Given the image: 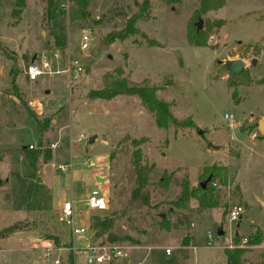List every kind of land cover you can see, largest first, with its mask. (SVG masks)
Segmentation results:
<instances>
[{
  "label": "rangeland",
  "instance_id": "obj_1",
  "mask_svg": "<svg viewBox=\"0 0 264 264\" xmlns=\"http://www.w3.org/2000/svg\"><path fill=\"white\" fill-rule=\"evenodd\" d=\"M25 1L17 26L6 16L9 9L0 13V232L15 223L23 226L0 239V264H70V259L88 264L82 250L72 247L85 248L89 233L72 238L60 216L64 199L74 201L77 225L85 220L90 226L94 213L115 214L110 232L130 239L114 243L125 248L127 257H114L109 264H230L226 250H233L231 242L237 245V233L240 242L256 234L262 241L264 133L258 126L264 117V85L255 82L264 78V0H226L224 10L203 15L202 30L207 21L224 22L214 28L205 47L191 45L187 37L200 8L197 0H92V20L75 23L69 21L66 2V13H57L66 28L64 50L55 47V22L45 18V0ZM135 16H141L136 27L146 38L139 34L102 45L108 34L122 31ZM84 36L89 47L81 50ZM57 52L84 66L78 78L69 81L61 72L65 63L55 60L54 75L28 80L34 57L51 59ZM257 55L253 65L250 58ZM234 56L248 59L247 77L253 83L238 85L240 77L229 82L225 59ZM118 68L131 85L155 88L173 116L191 125L159 129L136 96L90 99L89 93L102 90L104 77ZM16 74L22 100L12 90ZM38 124L46 126L43 133ZM80 134L87 139L79 142ZM141 140L142 163L154 167L145 189L147 206L130 203L135 188L132 155L137 150L133 142ZM31 146L50 148L53 157L48 164L40 159L42 175L34 180L22 155ZM212 166L221 169L225 181L217 178L214 184L219 206L200 209L195 199L185 210L172 206L183 183L198 186ZM96 184L107 192L105 212L86 206ZM238 206L244 211L232 221L230 211ZM50 235L62 243L54 244ZM91 235L95 244L105 240H95L92 230ZM185 239L189 245L183 247ZM250 251L255 257L247 252L248 262L258 263L257 256H264V246Z\"/></svg>",
  "mask_w": 264,
  "mask_h": 264
},
{
  "label": "trees",
  "instance_id": "obj_2",
  "mask_svg": "<svg viewBox=\"0 0 264 264\" xmlns=\"http://www.w3.org/2000/svg\"><path fill=\"white\" fill-rule=\"evenodd\" d=\"M92 0H45V18L51 22H55V30L53 31L54 44L55 47L59 50H64L66 48L67 36L66 28L64 27L63 22L57 20V13L64 15L65 9H62L63 5L66 2L69 3L68 17L71 23L78 21L88 22L91 21V14L89 12V6ZM200 3V8L193 15V23L188 27V42L195 47H205L209 37L212 35L214 28H221L224 25L222 20L220 21H207V28L204 30L198 31L197 21L201 20L203 15H206L210 12H217L223 9L226 5V0H197ZM25 0H0V13L1 10L9 9V16L14 19V26L19 25L21 22V17L23 14V9L25 8ZM145 5H148V2H145ZM141 17V16H140ZM140 17L131 18L125 28L120 32H112L108 34L103 40L102 45L113 44L115 41H125L129 37L134 35H143V33L136 27V22ZM63 20V19H62ZM96 23V22H95ZM145 37V35H143ZM146 38V37H145ZM152 43V42H151ZM116 74H109L104 77L105 86L102 90H94L89 93L90 99L96 100H105L110 101L118 96H136L138 97L142 104L151 112L155 117L156 125L159 129H168L171 124L176 126H185L191 125V122H180L177 120L170 109V104L157 98V90L152 87H147L145 85H131L128 80L124 77V72L121 68L115 70ZM248 72L246 69L241 73L238 85L242 84H251L253 83L249 77H247ZM12 80V90L15 97L22 100V92L19 90L16 85V77ZM258 85H264V78L256 81ZM236 96V93H234ZM49 124V120H47ZM39 131L43 133L46 129V126H41L38 124ZM143 140L134 141L133 144L136 147V151L132 155V165L135 173V188L133 189L130 197L131 205H144L147 206L150 204V196L145 190L148 183L150 175L154 169L153 166L144 165L142 163V151L139 147L142 145ZM22 155L29 161V165L32 169L31 179H38L42 175V168L39 166L40 159L44 164H48L52 160V154L49 149H34L25 147L22 151ZM212 178L211 181L207 184V187L204 189L201 184L196 187H192L189 182L183 183V188L180 197L177 201L173 202L174 207L177 209L185 210L188 208L192 199L198 201V207L200 209H213L219 206L218 204V193L214 186L215 180L221 178V169L216 166L208 168L202 178L206 179L209 176ZM30 179V180H31ZM30 180L27 182V188L29 189V195L32 191V186L30 185ZM169 180V178H168ZM165 181V180H164ZM225 183L224 180H222ZM165 182H161L164 184ZM115 214L109 215H99V213L91 214L90 217V229L94 232L95 240L99 237H105L103 242H100V245L104 243L114 244L118 242H124L129 237H118L113 234L111 229L114 226L116 220ZM168 228V226H162ZM23 226L20 223H15L9 228L0 232V239H6L16 233L19 230H22ZM48 239H51L54 244L60 245L62 240L57 236H48ZM235 243L240 244L239 236H235ZM189 241L187 239L183 242V247L188 246ZM261 243V238L258 234L254 235L252 240H249V246L258 245ZM68 246V244H65ZM247 248H236L233 250H226V255L229 259L230 264H264V261L258 263L248 262L245 259V254L247 253ZM70 264H73V260L70 259Z\"/></svg>",
  "mask_w": 264,
  "mask_h": 264
},
{
  "label": "built area",
  "instance_id": "obj_3",
  "mask_svg": "<svg viewBox=\"0 0 264 264\" xmlns=\"http://www.w3.org/2000/svg\"><path fill=\"white\" fill-rule=\"evenodd\" d=\"M89 47V38L87 36L83 37L81 50H86ZM55 60H60L63 63H65V68L61 71L63 74H65L69 81H72L73 79H76L79 77V75L84 71V66L78 61L74 59H64L63 54L61 52L54 53L51 55V59H48V57H37L35 61L30 63L27 69V76L28 80L30 81H36L39 77L43 75H54V72L52 70V65ZM33 107L37 111H41L42 107L38 103H33ZM226 119L233 120L232 115H226ZM230 127L232 128V123H230ZM87 139V136L84 134H80L79 142H82L83 140ZM31 148H33L31 146ZM51 148L56 149L57 145L52 144ZM86 206L91 212H105L109 209V200L107 196V192H104L102 185L96 184V189H94L91 193L87 195L86 198ZM244 209L240 206L235 207L230 211V220L236 221L238 220ZM60 216L61 219L66 226V228L69 230L72 238L88 234L89 237L86 240L85 248L78 249L74 243V246L72 249L74 251H80L85 255V259L88 264H109L113 258H124L127 257V253L125 252V248L118 245V244H104V245H98L93 242V236L91 235V229L90 226L87 225L85 220H82L80 225L76 224L75 218V208H74V201L72 199L70 200H64L60 207ZM209 238H211V234H209ZM249 239L246 237H243L240 244L234 245L231 242L230 249H236V248H248L249 245ZM166 255H171V249H167L165 251ZM56 264H59V261L56 262Z\"/></svg>",
  "mask_w": 264,
  "mask_h": 264
},
{
  "label": "water",
  "instance_id": "obj_4",
  "mask_svg": "<svg viewBox=\"0 0 264 264\" xmlns=\"http://www.w3.org/2000/svg\"><path fill=\"white\" fill-rule=\"evenodd\" d=\"M198 31L202 30L203 28V23L202 20H200L197 23ZM36 57L33 58L32 63L35 61ZM257 60H254V64H256ZM227 68V77L229 82L234 83L238 80L240 77L241 73L245 70L246 68V62L243 59H236L229 61L226 64ZM259 130L261 133H264V117L259 123ZM211 181V177L207 178L205 181L201 183V186L205 189L207 187V184ZM219 235H223V231H219ZM34 264H38L37 261L34 262Z\"/></svg>",
  "mask_w": 264,
  "mask_h": 264
},
{
  "label": "crops",
  "instance_id": "obj_5",
  "mask_svg": "<svg viewBox=\"0 0 264 264\" xmlns=\"http://www.w3.org/2000/svg\"><path fill=\"white\" fill-rule=\"evenodd\" d=\"M226 6V5H225ZM224 10V9H223ZM240 57H238V56H234V57H231V58H228L227 60L225 59V62H229V61H232V60H236V59H239ZM257 58H258V55L257 56H252L251 58H250V60H252L253 62H254V60H257ZM245 60V62H246V68L245 69H249L250 67H251V64H250V62L248 61V59H244ZM252 62V64L254 65V63ZM258 62V61H257ZM256 62V63H257ZM261 121V120H260ZM260 123V122H259ZM258 130H259V126H258ZM260 131V130H259ZM75 145V144H74ZM73 145V146H74ZM71 198H72V194H71ZM64 200H68V199H64ZM64 200H62V201H60L59 202V205H60V207H61V204H62V202L64 201ZM236 236H239V234L237 233L236 234ZM243 238V237H242ZM262 246H264V237L262 238V241H261V243L260 244H258V245H252V246H250V248H249V251H247L248 253H247V255H249L251 258H254L255 257V254H254V252H252V251H250V250H253V249H255V248H260V247H262ZM264 255V254H263ZM246 258H247V256H245ZM257 257H259V262H262L261 260H263L264 261V256H262V254H260L259 256H257Z\"/></svg>",
  "mask_w": 264,
  "mask_h": 264
}]
</instances>
